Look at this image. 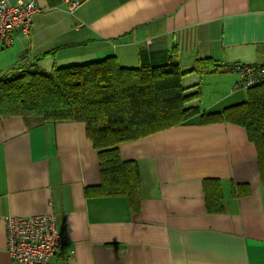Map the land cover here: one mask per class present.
<instances>
[{
	"label": "crops",
	"instance_id": "obj_1",
	"mask_svg": "<svg viewBox=\"0 0 264 264\" xmlns=\"http://www.w3.org/2000/svg\"><path fill=\"white\" fill-rule=\"evenodd\" d=\"M36 1L30 34L1 52L10 63L0 72L111 55L123 67L157 66L174 45L182 70L204 58L264 63V0ZM232 72L184 75V87L200 86L191 104L215 112L244 101ZM120 153L140 167L138 208L127 196L86 190L101 176L84 122L0 118V264H14L6 217L46 213L68 238L48 264H264V167L244 127L196 116L125 142Z\"/></svg>",
	"mask_w": 264,
	"mask_h": 264
},
{
	"label": "trees",
	"instance_id": "obj_2",
	"mask_svg": "<svg viewBox=\"0 0 264 264\" xmlns=\"http://www.w3.org/2000/svg\"><path fill=\"white\" fill-rule=\"evenodd\" d=\"M179 51L174 45L168 61L157 66L123 67L115 55L56 66L51 71L32 62L11 66L0 72V118L21 116L37 125L84 122L98 152L101 176L99 185L86 190L98 196H127L134 208L139 205L140 167L136 160L122 158L120 145L182 125L196 116L202 125L230 122L244 127L264 167V80L244 88V101L220 111L202 112L199 105L191 104L199 97L200 86L184 87V75L235 72L237 63L222 65L204 58L182 70ZM236 84L235 90L240 91ZM194 88L196 92H188Z\"/></svg>",
	"mask_w": 264,
	"mask_h": 264
},
{
	"label": "built area",
	"instance_id": "obj_3",
	"mask_svg": "<svg viewBox=\"0 0 264 264\" xmlns=\"http://www.w3.org/2000/svg\"><path fill=\"white\" fill-rule=\"evenodd\" d=\"M77 2L71 3L72 12ZM39 11L36 0H0V43L13 46L16 35L30 34L33 15ZM233 69L239 75L236 88H248L264 80V63H237ZM8 251L14 264H48L68 243L57 228L54 213L28 217L7 216Z\"/></svg>",
	"mask_w": 264,
	"mask_h": 264
},
{
	"label": "rangeland",
	"instance_id": "obj_4",
	"mask_svg": "<svg viewBox=\"0 0 264 264\" xmlns=\"http://www.w3.org/2000/svg\"><path fill=\"white\" fill-rule=\"evenodd\" d=\"M2 49V50H1ZM8 49H10V47H4V48H1V45H0V69H3V67L4 66H6V65H8L7 63H10V61L7 59V58H5V55L3 54V53H1V52H3V51H5V50H8ZM98 61V60H97ZM61 63V62H60ZM85 63H88V62H85ZM77 64V63H76ZM81 64H83V63H81ZM243 64H245V63H243ZM60 65H64V66H67V65H72V64H58V67H62V66H60ZM52 67V66H51ZM48 69H50V71H51V68H50V66H49V68ZM229 74V73H228ZM236 75V78H237V80L239 79V75H238V73H230L229 75ZM232 75V76H233ZM216 79H213L212 80V84L211 83H209V84H206V86H205V90L208 88V86H214V83L216 82L215 81ZM236 80V81H237ZM235 84H236V82H235ZM234 84V85H235ZM202 86H203V84H202ZM241 90H244V91H246L244 88H242ZM243 91V92H244ZM206 100V99H205Z\"/></svg>",
	"mask_w": 264,
	"mask_h": 264
}]
</instances>
